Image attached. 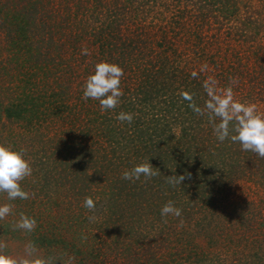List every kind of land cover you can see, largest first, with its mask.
Instances as JSON below:
<instances>
[{
	"label": "trees",
	"instance_id": "obj_1",
	"mask_svg": "<svg viewBox=\"0 0 264 264\" xmlns=\"http://www.w3.org/2000/svg\"><path fill=\"white\" fill-rule=\"evenodd\" d=\"M47 3L10 0L7 18H0L4 43L12 48L6 62L13 61L18 73L14 101L2 112L28 126L49 110L67 123L53 141L32 135L42 142L33 149L38 161H46L53 173L67 179L71 192L84 190L79 200L89 195L94 201L108 199L93 226L98 245H72L73 254H81L74 264H242L241 252L230 251L228 260L219 250L200 249L196 238L200 222L208 214L214 220L220 215L237 182L264 186V159L230 139L218 141L207 116L196 114L180 93L190 92L203 107L208 98L203 83L212 77L218 88L231 85L237 99L264 111V32L258 31L264 24L249 21L253 30L247 31L242 20L264 18V11L258 10H264V0H70L57 4L54 18L40 8ZM66 23V33L57 34L55 29ZM53 36L69 50H50ZM85 48L87 54H82ZM102 60L118 64L124 72L120 105L103 112L99 101L83 98L86 78ZM57 64L63 66L59 78L64 82L52 87L49 105L44 106L45 89L28 81L36 77L45 82ZM0 68L6 73L5 66ZM120 111L132 113L133 121L117 120ZM147 159L160 171L158 176L122 179L123 171ZM188 173L190 179L180 185L167 183L170 175ZM65 199V209L72 213L64 215L78 227L70 232L79 234L83 210L77 205L80 211L75 213L68 208L74 199ZM168 201L182 210L180 217H161ZM252 210L248 200L233 202L229 216L241 226L242 214L258 215ZM229 224L205 236L218 237L225 248L240 247L239 241L252 236L250 245H255L264 237V230L253 229L248 236V223L242 230ZM39 237L46 244L58 239ZM253 249L243 252L251 256L249 263L264 261V250Z\"/></svg>",
	"mask_w": 264,
	"mask_h": 264
},
{
	"label": "rangeland",
	"instance_id": "obj_2",
	"mask_svg": "<svg viewBox=\"0 0 264 264\" xmlns=\"http://www.w3.org/2000/svg\"><path fill=\"white\" fill-rule=\"evenodd\" d=\"M60 1L66 4L67 1L69 2L70 0H47L48 3L45 5L43 4L40 8H43V11L47 10L49 18H54L53 16L55 15L58 8L57 4H59ZM9 4L10 0H0V7L3 6L5 9L4 12L0 11V14L2 13L0 15V18H7V9L5 7L8 5L10 8ZM52 8L54 9L52 10V12L48 11ZM258 10L259 12L264 11L263 7L260 6ZM262 16L264 15L262 14ZM64 19H66V22H69L71 20L68 18ZM90 19L92 18H89V20ZM242 20L245 22L244 28L247 31L250 29L253 30V25L249 21H255L264 24V18H242ZM66 26H68L67 23L63 26L64 28L62 27V25H59V27L55 29L57 32H60L57 34H61L62 36V33H66ZM258 31L259 34H262V32H264V30ZM3 32V29H0V66H5L7 71L4 74L0 73L2 74V79L0 78V143L11 144L15 149L23 150L25 158L30 162L32 174L20 182L22 189L29 193V199L9 200L7 198V193L0 192V205H12V212L4 219H0V243L6 245L3 251L8 256H11L13 258L27 257L26 247L31 242L35 246V251L32 253L31 257L27 258H41L46 261V264H74L73 260L81 256V254L75 253V255H77L75 257L72 252V245H81V241L87 242L88 245L92 246H95V244L98 245V240H100V237L99 235H97L96 229H93V226L96 225L95 217L96 215L100 214V212L104 209L105 204L109 202L106 197H101L100 199H98V201H95L94 211H90L83 206L84 201L81 198L80 200L78 199V196L82 195L84 193V190L78 191V194H76V192L74 191L71 192L70 183L67 181V179L66 181H63V177L61 175H59L58 173H53V171L56 172V170L53 168H48L50 164L48 165L46 161H43V163L38 161L37 152L33 149L39 147V145L42 146V142H37L32 135L38 133L37 137L41 138L43 134V138H50L53 141L55 140V138H58L59 131L65 130V127H67V123L58 121L55 118V115H53L49 110H43V112H40L39 117L31 119V121H29L31 122V126L24 125V122L15 123L12 122V119L5 118L2 110L4 109L3 107L7 105V103L9 104L10 100L11 102L14 101L12 97L14 95L16 96L15 83L18 82V73L16 68L17 65L15 66L13 61L6 62V59L9 58L8 55L10 54V52H12V48L4 43L5 41ZM52 38L55 41V44L53 46L51 45L50 50H52V48L57 49L59 47H62L64 50L68 48L69 50V47H67L66 45H63L64 47L60 46L62 45L61 40L56 41L55 36H53ZM262 45L264 46V42L262 43ZM245 48H247V45L246 47H244V49ZM62 67L63 66L60 64L54 65V71H51V73L48 74L45 82H41L39 79L37 80L36 77L30 78V81H28L29 83H32V81H37V87H43V89H45V92L42 91L43 93H45V96H43L44 98H41V101L45 102L44 106H46L47 104L49 105L47 94L50 93L52 87L56 86V84L58 83L64 82L63 80H61V78H59L62 77V75L64 76V73L61 71ZM33 126H37V128L35 129L33 128ZM28 130L32 133H28ZM86 190L87 189H85V191ZM66 197L74 199L70 202L71 204L68 208H72L76 213L80 211L77 209V205H81V209L83 210V219L79 218L80 232L79 234L76 233V235L73 232H70L71 228L75 230L78 229L77 226V228H75L76 223L73 224V222H70V219H68L64 215L68 213L65 209L66 204L64 203V201H66ZM88 197H90V195ZM242 200H248L249 207L255 210L258 215L253 218L250 217L249 214H247V216L246 214H242L241 219L244 225L236 226L235 224L237 223L234 219L230 218L229 211L231 210L233 202H242ZM224 202L226 203V206L221 208V212L219 213L220 215L217 216L215 220L212 215L208 214L206 218H203V220L200 222L199 228H202V230L200 229L201 233L196 238V242L200 245V249H204L206 251L219 250L218 252H221L224 257L226 256V258H228V260L230 256H227V254H230V251H232V254L235 253V251L236 253L241 252L242 257H240L242 258V264H250L249 262H251V256H247V254L243 255V252L250 251L251 246L252 248L254 246L253 250H264L262 249L264 248L263 236L257 238L255 245H250V242L252 243L255 240L252 236L250 241L249 237L247 239H245L246 237H242L243 240L247 241L239 245L241 241L243 242V240L240 239L241 241H239L238 243V246L240 247L230 244V247L226 246L225 248L224 245L221 246V243L223 242L217 240L218 237L216 238L212 234L211 236L207 235L208 237H206L205 235L206 232L209 233L210 230H214L215 232L216 230H220V226H225L224 228H228V224L230 222L234 223V227L230 229L237 230H242V228L245 229L247 225L246 223H248L249 225L246 228L248 236L252 233V229L255 230V233H259L260 230H264V186H255L244 181L237 182L233 187L232 195L225 198ZM71 213L72 212L70 211V213L68 214ZM21 214H24L36 220V228L34 231L28 232L16 227L17 222L20 220ZM90 217H94V219H90ZM67 226L68 228H66ZM205 227L209 229L205 230ZM82 232L85 233L84 236H81ZM38 236H44L47 239L51 237L56 238V236H58V239L53 240L50 244H46V239H44L43 241H39V239L37 238ZM73 236L80 237L79 242L75 241L77 239H74ZM263 262L264 261H259L258 264H263Z\"/></svg>",
	"mask_w": 264,
	"mask_h": 264
},
{
	"label": "clouds",
	"instance_id": "obj_3",
	"mask_svg": "<svg viewBox=\"0 0 264 264\" xmlns=\"http://www.w3.org/2000/svg\"><path fill=\"white\" fill-rule=\"evenodd\" d=\"M82 54H87V49H82ZM123 69L116 63L106 60L95 64L94 71L86 78L83 87V98L99 101L101 111L114 110L120 103L123 91L120 87ZM192 77L197 76L193 72ZM207 94L204 106H198L193 95L188 91L180 93L184 100L189 102V107L200 116H207L213 127L218 141L224 142L230 139L233 143H239L243 151L255 153L264 159V111L258 110L254 103L242 102L236 98L231 85L218 88L217 81L208 77L203 83ZM120 122L131 123L133 114L120 111L116 116ZM32 174V168L28 159L25 158L23 150L15 149L11 144L0 143V192L7 193L9 200H27L29 193L22 189L21 181ZM160 171L149 163H138L130 170L122 173V179L139 180L141 177L150 180L158 176ZM191 174L170 175L167 183L173 187L180 185ZM83 206L90 211L95 209V201L86 197ZM12 212V205H0V219H4ZM161 217L173 215L180 217L182 210L174 206L173 201H168L161 208ZM94 219V217H90ZM167 222V221H165ZM16 227L32 232L36 228V220L21 214ZM5 244L0 243V264H46L41 258L29 259L35 251V246L30 242L26 247L27 257L13 258L8 256L3 249Z\"/></svg>",
	"mask_w": 264,
	"mask_h": 264
}]
</instances>
